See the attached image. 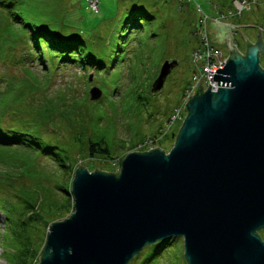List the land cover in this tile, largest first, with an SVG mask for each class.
Returning <instances> with one entry per match:
<instances>
[{
  "label": "rangeland",
  "instance_id": "374dc122",
  "mask_svg": "<svg viewBox=\"0 0 264 264\" xmlns=\"http://www.w3.org/2000/svg\"><path fill=\"white\" fill-rule=\"evenodd\" d=\"M91 1L15 0L7 6L10 0H0V264L33 261L46 237L44 221L51 224L74 211H67V194L58 189H70L73 165L115 172L130 151L172 147V134L186 114L184 88L195 69L191 53L199 46L197 28L203 14L231 12L229 21L258 23L264 36V0H251L242 16L232 12L231 0H99L97 12ZM257 2L262 9L255 7ZM39 28L81 35L97 65L83 69L63 62L65 54L48 48L36 34ZM213 33L208 31L210 42L226 56L228 47L211 41ZM245 37L254 35L247 31ZM166 59L177 65L163 87L152 91ZM94 86L102 95L91 100ZM84 92L88 101L79 102ZM177 109L182 118L170 123ZM27 132L38 138L24 136ZM89 140L103 141L108 154L90 157ZM39 141L56 148L43 154ZM23 204L32 210L55 207L41 210L27 251L10 238L4 222L13 206L21 209ZM157 243L144 246L127 264H187L182 237H173L159 252Z\"/></svg>",
  "mask_w": 264,
  "mask_h": 264
},
{
  "label": "water",
  "instance_id": "95a60500",
  "mask_svg": "<svg viewBox=\"0 0 264 264\" xmlns=\"http://www.w3.org/2000/svg\"><path fill=\"white\" fill-rule=\"evenodd\" d=\"M206 31L228 41L211 75L219 86L198 81L168 151H130L116 172L78 166L74 211L50 224L37 264H127L170 237H182L187 264H264V41L259 29L254 44L241 33V54L226 24ZM176 65L163 62L152 91ZM101 95L91 88V100Z\"/></svg>",
  "mask_w": 264,
  "mask_h": 264
},
{
  "label": "trees",
  "instance_id": "16d2710c",
  "mask_svg": "<svg viewBox=\"0 0 264 264\" xmlns=\"http://www.w3.org/2000/svg\"><path fill=\"white\" fill-rule=\"evenodd\" d=\"M15 0H10L7 6H11ZM232 3V0H231ZM230 8V7H229ZM140 13L142 16H145L147 18H152V16H149L145 11L140 10L137 11ZM15 19H20L19 15H15ZM134 25H139V23H134ZM32 32V38H36L34 35V30ZM36 34L41 37L42 42L50 49L56 50L59 53L65 54L63 58V62L67 63H72L76 64L83 69H86L87 67L95 66L97 65L95 62V55L90 52L88 49V44L84 40V38L76 34L75 36H67L63 35L60 30L53 29L50 30L48 28H39L36 29ZM37 48H40V44H36ZM102 68V67H99ZM83 101H88L86 98V92H84L81 96V99H79V102ZM174 134V133H173ZM176 134V133H175ZM174 134V135H175ZM26 137H30L33 139H37L38 136L34 132H27L26 134H23ZM35 142V140H32L31 143ZM37 142V146L41 145L42 153L43 154H48L50 153L51 150L56 148V146L52 143L45 142L41 144ZM173 143H174V137H173ZM156 148V147H155ZM157 148L163 149L161 146H157ZM164 150V149H163ZM87 153L90 157H94L95 153L99 154H108V148L104 145L103 141L98 140L97 142L95 141H88L87 142ZM120 157V156H118ZM114 159L113 157H109V159ZM63 158L59 156L58 161H62ZM67 166H70L67 165ZM76 165H73V168L71 169L70 173L73 178ZM94 169V167L92 168ZM91 170V169H89ZM116 172V171H115ZM59 190H63L67 196L64 197L65 201V207L67 211H73L72 206H73V198L71 196V185L70 189H61L58 187ZM55 207H49L46 208L44 205H39L35 210H32L33 208L31 206H27L25 204L22 205L21 209L16 208V206H13V212L9 211L8 215H4V222L5 225L9 227L10 231V238L14 240L15 242L17 241L21 245V250L27 251L29 250V243H30V235L34 230H36L35 224L41 220V210L45 209L47 211H51ZM25 211V212H24ZM0 212L3 214V211L0 209ZM27 212V213H26ZM56 215V214H55ZM49 222L44 221V234H46V230L49 226ZM3 233V232H2ZM258 234L261 236L260 232ZM46 236V235H45ZM173 237L163 239L158 241L155 251L159 252L167 247L168 244H170V241ZM45 243V238L43 239L42 243L39 246V249L36 250V252L33 254V261H31L28 264H37L40 259V251L44 247Z\"/></svg>",
  "mask_w": 264,
  "mask_h": 264
},
{
  "label": "built area",
  "instance_id": "2783aa9c",
  "mask_svg": "<svg viewBox=\"0 0 264 264\" xmlns=\"http://www.w3.org/2000/svg\"><path fill=\"white\" fill-rule=\"evenodd\" d=\"M90 3L94 12H97L99 7V0H92ZM250 3L251 0H233L232 12L234 10L238 15H240L245 9L247 10L249 8ZM198 10L202 12V9L200 7H198ZM220 19H222V16L220 15L209 16L207 14H203L198 20L200 27L197 28V34H199V46L195 48L191 53V59L193 64L195 65V69L189 79L188 84L184 88V103L187 102L189 96H192L194 94V90L198 81H201V85H203L204 89L208 87V84L211 85V89L213 90H215L217 86H219L214 84L216 80H214L211 75L213 73L217 74L215 70L218 69V67L223 68L228 55L226 54L225 56L223 50L220 47L210 42L208 31L206 30L208 29L207 23H210L212 21L217 22ZM214 58H216L218 66L213 62ZM177 110V113L173 114L170 123L182 118V111L180 109Z\"/></svg>",
  "mask_w": 264,
  "mask_h": 264
},
{
  "label": "flooded vegetation",
  "instance_id": "af4514ba",
  "mask_svg": "<svg viewBox=\"0 0 264 264\" xmlns=\"http://www.w3.org/2000/svg\"><path fill=\"white\" fill-rule=\"evenodd\" d=\"M254 5H255V7L257 9H262V6L258 2L256 4H254ZM224 13L225 12H221L220 16H222V19H220L217 22L226 24L228 26L229 35L231 36V43L230 44L234 45V47L236 48V50L239 53L244 54L246 46H245V41H244V38H243L242 34L245 36L247 31H250L254 35V38H248V37H245V38L250 43L254 44L256 39H257L259 24L258 23H250L249 24V23L243 22V23H239L238 25H236V23L231 22V21L228 20V17L232 16V13L228 12L230 15L228 13H225V14ZM242 15H243V12L241 13V16ZM235 18H239V16H235ZM213 36H214V33H213ZM261 36H262V40L264 41V36H263L262 33H261ZM237 37L240 38L239 41L236 40ZM216 40H218V37H216L214 41H216ZM227 42L228 41H223L220 44H224L227 47ZM217 43H219V42H217ZM263 45H264V42H263ZM259 63H260L261 66L264 65V55L262 53L259 54ZM262 231H264V229L259 230L262 239H264V235H263Z\"/></svg>",
  "mask_w": 264,
  "mask_h": 264
}]
</instances>
